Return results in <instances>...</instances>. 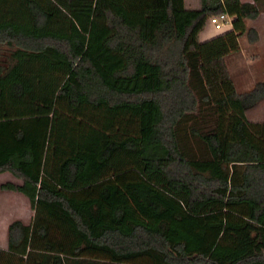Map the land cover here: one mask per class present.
Wrapping results in <instances>:
<instances>
[{
  "label": "trees",
  "instance_id": "1",
  "mask_svg": "<svg viewBox=\"0 0 264 264\" xmlns=\"http://www.w3.org/2000/svg\"><path fill=\"white\" fill-rule=\"evenodd\" d=\"M263 3L0 0V172L20 179L0 188L32 209L0 264H264V124L218 127L264 80L215 99L202 71L256 39ZM222 11L231 25L199 38ZM200 103L207 154L190 157L176 125Z\"/></svg>",
  "mask_w": 264,
  "mask_h": 264
},
{
  "label": "rangeland",
  "instance_id": "2",
  "mask_svg": "<svg viewBox=\"0 0 264 264\" xmlns=\"http://www.w3.org/2000/svg\"><path fill=\"white\" fill-rule=\"evenodd\" d=\"M184 4L188 8H194L198 6L199 0H184ZM244 25L255 28L256 39L249 41L245 33L241 32L238 36L239 49L237 51L226 54L221 63L217 62V67L209 63L202 68L206 84L215 99L230 87L235 90H245L250 88L255 81L264 80V3L254 18L244 19ZM216 32L218 29H214L207 19L199 33V38L209 37ZM198 107L199 112L180 118L176 125L180 148L190 157H202L207 154L202 141L190 130L191 127H195L203 131L208 126L210 118L206 105L200 103ZM218 114V127L223 137L225 135L226 137L231 136L230 138L234 136H232V129H229L230 123L235 119L243 118L252 132L257 126L264 124V96L244 111H241L238 105L231 104L219 108ZM263 137L264 135L261 136L263 143L260 141L259 146L264 152ZM256 140L258 141V138ZM3 181L20 182L18 177L8 171L0 173V183ZM31 215L32 209L25 195L12 189L0 188V246H5L8 222L13 218L27 222Z\"/></svg>",
  "mask_w": 264,
  "mask_h": 264
},
{
  "label": "built area",
  "instance_id": "3",
  "mask_svg": "<svg viewBox=\"0 0 264 264\" xmlns=\"http://www.w3.org/2000/svg\"><path fill=\"white\" fill-rule=\"evenodd\" d=\"M208 20L212 23L214 29L229 27L231 25L232 16L225 11L210 15Z\"/></svg>",
  "mask_w": 264,
  "mask_h": 264
},
{
  "label": "crops",
  "instance_id": "4",
  "mask_svg": "<svg viewBox=\"0 0 264 264\" xmlns=\"http://www.w3.org/2000/svg\"><path fill=\"white\" fill-rule=\"evenodd\" d=\"M242 1H248V0H242ZM1 173V172H0ZM19 179V178H18ZM19 181H20V179H19ZM16 183V182H15ZM7 190H11V189H7ZM15 191H17V190H15Z\"/></svg>",
  "mask_w": 264,
  "mask_h": 264
}]
</instances>
